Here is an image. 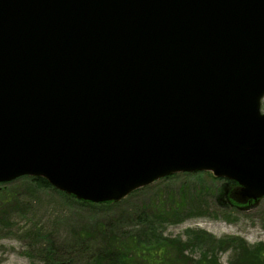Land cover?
Returning <instances> with one entry per match:
<instances>
[{
    "label": "water",
    "instance_id": "1",
    "mask_svg": "<svg viewBox=\"0 0 264 264\" xmlns=\"http://www.w3.org/2000/svg\"><path fill=\"white\" fill-rule=\"evenodd\" d=\"M264 0H0V182L91 202L178 171L264 196Z\"/></svg>",
    "mask_w": 264,
    "mask_h": 264
},
{
    "label": "rangeland",
    "instance_id": "2",
    "mask_svg": "<svg viewBox=\"0 0 264 264\" xmlns=\"http://www.w3.org/2000/svg\"><path fill=\"white\" fill-rule=\"evenodd\" d=\"M35 178L42 177L0 182V264H52L49 255L64 258L67 253L77 261L73 264H83L85 259L78 258L72 246L92 240L89 249L100 248L97 240L116 232L114 218L125 222L124 240H142L149 251L163 245V257L156 264H264V198L254 207L225 209L217 200L220 189L228 187L239 199L240 193L232 180L210 171L168 174L108 201L110 205L75 198ZM184 214L193 215L178 222ZM232 215L235 221L225 219ZM132 251L125 262L110 263L152 264Z\"/></svg>",
    "mask_w": 264,
    "mask_h": 264
},
{
    "label": "trees",
    "instance_id": "3",
    "mask_svg": "<svg viewBox=\"0 0 264 264\" xmlns=\"http://www.w3.org/2000/svg\"><path fill=\"white\" fill-rule=\"evenodd\" d=\"M35 181H38L43 186L50 187L49 182L45 178H35ZM83 204H89L94 205L91 202L88 201H81ZM107 205L113 204V202H105ZM100 205H105L102 203H98ZM111 225L113 223H116L117 229L115 233L109 232L108 239L105 240H97L102 243V246L105 245L103 248L101 245L100 248H98L95 251H92L90 248L91 243L93 242L90 240L89 242H85L81 240L78 245H73V248H76V253L78 258L85 259L84 262H81L83 264H102L103 262L110 263L111 260H117V263L125 262V260L128 259V254H130L131 249H133V254H135L136 257H138L141 260H147L152 264L159 263V261L162 259L164 250L161 248L162 244H157L154 248V250L157 249V251H149L148 248L144 247L142 244L144 243L142 240H124L128 237L127 232L123 229V224L125 223L124 220L114 218L111 221ZM100 244V243H99ZM86 249H89L88 252H85ZM145 256V257H144ZM72 254L67 253L65 254V257H56L53 255L48 256V263L52 264H73L77 263V261H71ZM77 257L74 259L76 260ZM111 264V263H110Z\"/></svg>",
    "mask_w": 264,
    "mask_h": 264
},
{
    "label": "bare ground",
    "instance_id": "4",
    "mask_svg": "<svg viewBox=\"0 0 264 264\" xmlns=\"http://www.w3.org/2000/svg\"><path fill=\"white\" fill-rule=\"evenodd\" d=\"M263 97H264V94L260 98V112H261V114H264V111L263 112L261 111ZM196 171H198V170H196ZM206 171L212 172L211 170H206ZM178 172H192V171H178ZM174 173H176V172H174ZM212 174L214 175L213 172H212ZM22 176H24V175H22ZM214 176H216V175H214ZM217 177L227 178V177H224V176H217ZM227 179L232 180L235 183L233 186L238 191L236 193H238V194L240 193L241 194V192H240V188L241 187H240L239 183L236 180H234V179H231V178H227ZM146 185H148V184H145L143 186H146ZM143 186H140V187H143ZM136 189H138V188H136ZM63 192H65V191H63ZM131 192H133V190L130 191L128 194H130ZM65 193L69 194L67 192H65ZM128 194H126L124 197H126ZM240 194H239V196L241 197V199H239L236 195H234V192L231 189H229L228 187L224 186L223 187V191L220 189V192L217 195V200H218V202H219V204L221 206H224L225 209H235V208H238V207H242L240 205H244L245 207H249V208L250 207H254V206H256L255 203L257 202L256 201L257 199L264 198V196H262V197H259L257 199H249V198H246V197L242 196V194L241 195ZM69 195L74 196L76 198V196L74 194H69ZM109 201H118V200H109ZM103 202H108V201H101V202H98V203H103ZM190 215H193V214H184L183 216H181V218L177 219V221L179 222L181 220H184L185 218L189 217ZM225 219L227 221H229V222H233V221L236 220V217L232 215V216L226 217ZM259 234L260 233H258V235Z\"/></svg>",
    "mask_w": 264,
    "mask_h": 264
}]
</instances>
